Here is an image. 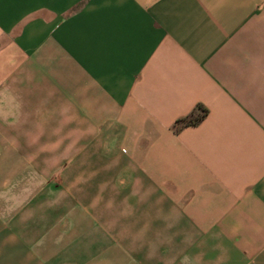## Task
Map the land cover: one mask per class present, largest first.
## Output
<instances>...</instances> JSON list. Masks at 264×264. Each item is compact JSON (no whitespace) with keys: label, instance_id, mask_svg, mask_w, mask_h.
Returning <instances> with one entry per match:
<instances>
[{"label":"crops","instance_id":"1","mask_svg":"<svg viewBox=\"0 0 264 264\" xmlns=\"http://www.w3.org/2000/svg\"><path fill=\"white\" fill-rule=\"evenodd\" d=\"M0 264H264V0H0Z\"/></svg>","mask_w":264,"mask_h":264},{"label":"trees","instance_id":"2","mask_svg":"<svg viewBox=\"0 0 264 264\" xmlns=\"http://www.w3.org/2000/svg\"><path fill=\"white\" fill-rule=\"evenodd\" d=\"M207 111L202 106H198L193 112H191L189 115L176 120L175 122V128L176 130H180L185 127H191L195 126L198 123H200L203 118L206 116Z\"/></svg>","mask_w":264,"mask_h":264}]
</instances>
